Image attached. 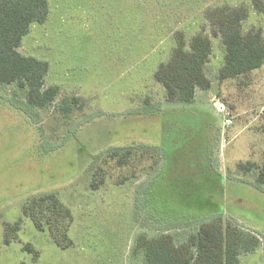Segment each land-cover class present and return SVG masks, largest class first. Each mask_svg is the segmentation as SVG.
Here are the masks:
<instances>
[{"label": "rangeland", "instance_id": "1", "mask_svg": "<svg viewBox=\"0 0 264 264\" xmlns=\"http://www.w3.org/2000/svg\"><path fill=\"white\" fill-rule=\"evenodd\" d=\"M48 4L47 21L32 24L18 50L49 63L57 103L75 97L78 106L67 117L55 106L33 111L35 123L17 109L26 91L0 85V264H145L137 238L193 241L219 213L261 239L240 264H264V187L239 169L264 164V65L221 80L226 50L213 34L226 8L245 12V35L264 38V0ZM199 32L213 43L211 87L190 104L170 102L155 74L181 36ZM51 193L74 215L65 250L22 214L26 201ZM20 220L18 240L5 245L6 224Z\"/></svg>", "mask_w": 264, "mask_h": 264}, {"label": "trees", "instance_id": "2", "mask_svg": "<svg viewBox=\"0 0 264 264\" xmlns=\"http://www.w3.org/2000/svg\"><path fill=\"white\" fill-rule=\"evenodd\" d=\"M221 10L217 22L212 21L214 16L209 18L217 27L213 34L221 36L226 50L219 78H237L261 68L264 65L261 30L245 35L242 31V23L247 16L245 12L226 8ZM48 16V0H0V85L16 84L26 91L24 107L18 106L17 109L35 123L39 121L32 115L33 111L36 113L55 106L56 112L67 117L78 106L75 97H66L57 103L60 87L47 86L46 82L49 63L26 57L18 50L23 38L29 34L31 25L45 23ZM212 53L213 43L206 33L199 32L189 41L181 36L169 61L161 64L155 74V79L163 85L170 102L190 104L195 101L198 88L208 90L211 87L206 71ZM74 135L70 131L66 137L69 139ZM64 140L60 144H53L61 145ZM239 169L245 174L256 173L255 184L259 188L264 187V164L259 166L256 162L248 161L240 163ZM22 214L33 222L38 231L48 232L61 249L74 245L70 237L74 215L56 194L29 199L23 205ZM221 215L219 213L209 224L203 225L193 241L179 244L180 241L171 235L144 236L137 238L136 248L143 252L145 264H240L242 255L259 249L261 239L229 221L225 223ZM20 227L21 220L6 224L5 245L18 240ZM24 250L36 252L30 244Z\"/></svg>", "mask_w": 264, "mask_h": 264}, {"label": "crops", "instance_id": "3", "mask_svg": "<svg viewBox=\"0 0 264 264\" xmlns=\"http://www.w3.org/2000/svg\"><path fill=\"white\" fill-rule=\"evenodd\" d=\"M179 241H180L179 244H183V243H186L187 242V239L184 237V238H180Z\"/></svg>", "mask_w": 264, "mask_h": 264}, {"label": "built area", "instance_id": "4", "mask_svg": "<svg viewBox=\"0 0 264 264\" xmlns=\"http://www.w3.org/2000/svg\"><path fill=\"white\" fill-rule=\"evenodd\" d=\"M222 109L225 110L224 107H223ZM230 124H231V121H230L229 119H227V120L225 121V125H226V126H229Z\"/></svg>", "mask_w": 264, "mask_h": 264}, {"label": "water", "instance_id": "5", "mask_svg": "<svg viewBox=\"0 0 264 264\" xmlns=\"http://www.w3.org/2000/svg\"><path fill=\"white\" fill-rule=\"evenodd\" d=\"M218 104H219V102H217V103L215 104V106H218Z\"/></svg>", "mask_w": 264, "mask_h": 264}]
</instances>
